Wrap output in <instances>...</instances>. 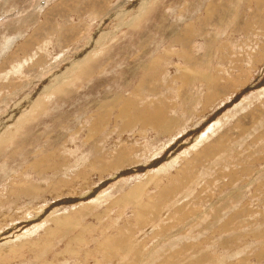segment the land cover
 <instances>
[{
  "label": "rangeland",
  "instance_id": "1",
  "mask_svg": "<svg viewBox=\"0 0 264 264\" xmlns=\"http://www.w3.org/2000/svg\"><path fill=\"white\" fill-rule=\"evenodd\" d=\"M138 1L0 0V264H264V0Z\"/></svg>",
  "mask_w": 264,
  "mask_h": 264
},
{
  "label": "crops",
  "instance_id": "2",
  "mask_svg": "<svg viewBox=\"0 0 264 264\" xmlns=\"http://www.w3.org/2000/svg\"><path fill=\"white\" fill-rule=\"evenodd\" d=\"M211 1H213V0H208L207 2H205V3H202L201 2V0H195L194 2H196L195 3V9H198V11L196 10V12H197V14L199 15V19L201 18V19H203L202 18V15H203V13H204V11H208L209 10V7H210V5H212V3H211ZM227 1L228 0H215V5H213L214 6V14H213V17H214V20H213V23H216V25H215V27H213L212 29H209L208 28V30H207V27H208V24H209V21H207V20H205V19H203L204 21V24H203V27L202 28H205L206 30H205V33H208V34H210V39L208 40L209 41V46H210V44L211 43H213L214 41H218L219 40V34H221V33H227L228 32V29H231L232 28V23H231V18H233V16L231 17V11L232 10H230L231 9V7H230V5H229V8L228 9H226V4H228L227 3ZM209 2V3H208ZM208 3V4H207ZM228 10H230V11H228ZM187 11H190V9H188ZM201 14V15H200ZM182 16L184 15V11H183V13L181 14ZM78 16H80V15H78ZM81 22V21H80ZM201 23V22H200ZM206 24H207V27H206ZM75 27H77V26H74L73 28H75ZM217 31H219L216 35L214 34L215 32H217ZM197 32H199V30L197 31ZM211 32V33H210ZM213 32V33H212ZM223 33V34H224ZM232 40V39H231ZM13 44H14V41H9L8 43H5V47L3 48V50H6V52H7V50H9L12 46H13ZM195 45V44H194ZM220 47V46H219ZM213 49H216V48H213ZM216 53H217V51H216ZM4 55V54H3ZM217 63V64H219L220 63V59H217V60H214V59H212V63ZM149 74V73H148ZM147 74V75H148ZM158 111V110H157ZM159 112V111H158ZM158 114V113H157ZM160 112H159V114L158 115H156V117H158V116H160ZM155 117V116H154ZM152 122V121H151ZM153 122H157V123H159L160 125L162 124V122L159 120V119H155ZM150 123V122H149ZM148 123V124H149ZM246 234V233H245ZM247 235V234H246ZM112 245H114V244H112ZM109 247H110V249H112L113 250V246H111V245H109ZM122 247H125V246H122ZM188 248H190V246H187ZM126 248V247H125ZM190 250V249H189ZM195 250H197V252H199V248H197V249H195ZM185 251H188V250H185ZM103 252V251H102ZM176 252V251H175ZM196 252V253H197ZM108 255V254H107ZM202 255H204V254H202ZM198 256H199V254H198ZM200 262L201 261H199V260H197V264H200ZM246 262V261H245ZM247 263V262H246ZM211 264H215L214 263V261H212L211 262Z\"/></svg>",
  "mask_w": 264,
  "mask_h": 264
},
{
  "label": "bare ground",
  "instance_id": "3",
  "mask_svg": "<svg viewBox=\"0 0 264 264\" xmlns=\"http://www.w3.org/2000/svg\"><path fill=\"white\" fill-rule=\"evenodd\" d=\"M146 2H148V0H139L138 2H137V4H138V6H141L143 3H144V5L146 4ZM138 16V15H137ZM61 78V77H60ZM147 82V81H146ZM145 82V83H146ZM65 83V82H64ZM59 88V87H58ZM53 90V89H52ZM16 106V105H15ZM158 114H159V112H158ZM156 117V116H155ZM160 118V117H159ZM158 118V119H159ZM146 120V119H145ZM144 120V121H145ZM152 122H153V120H151ZM164 121V120H163ZM146 122V121H145ZM147 124V123H146ZM151 124V123H150ZM149 124V125H150ZM152 125V124H151ZM153 125H155L154 123H153ZM148 126V125H147ZM209 148V147H208ZM197 155V154H196ZM114 161V160H113ZM120 162V161H119ZM118 162V163H119ZM39 163V162H38ZM118 165V164H117ZM119 166V165H118ZM41 167V166H40ZM131 171V170H130ZM129 172V171H128ZM133 172V171H132ZM116 178V177H115ZM115 178H113V179H115ZM182 186V185H181ZM54 189V188H53ZM31 190V189H30ZM34 191H35V188H34ZM135 192V191H134ZM24 193H25V191H24ZM28 193V192H27ZM138 193V192H137ZM10 194V193H9ZM29 194V193H28ZM131 194V193H130ZM36 196V195H35ZM133 197H134V194H133ZM2 204V203H1ZM53 219V218H52ZM164 232V231H163ZM112 246V245H111ZM188 250V249H187ZM119 255V254H118Z\"/></svg>",
  "mask_w": 264,
  "mask_h": 264
}]
</instances>
